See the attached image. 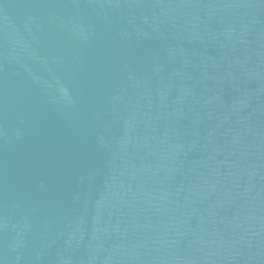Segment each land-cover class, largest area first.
Masks as SVG:
<instances>
[{
	"label": "water",
	"instance_id": "water-1",
	"mask_svg": "<svg viewBox=\"0 0 264 264\" xmlns=\"http://www.w3.org/2000/svg\"><path fill=\"white\" fill-rule=\"evenodd\" d=\"M0 264H264V0H0Z\"/></svg>",
	"mask_w": 264,
	"mask_h": 264
}]
</instances>
